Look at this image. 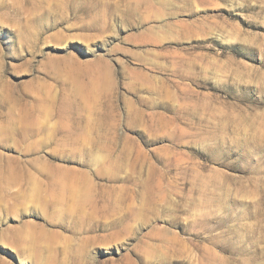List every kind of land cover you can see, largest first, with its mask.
Wrapping results in <instances>:
<instances>
[{"label":"rangeland","instance_id":"374dc122","mask_svg":"<svg viewBox=\"0 0 264 264\" xmlns=\"http://www.w3.org/2000/svg\"><path fill=\"white\" fill-rule=\"evenodd\" d=\"M0 264H264V0H0Z\"/></svg>","mask_w":264,"mask_h":264}]
</instances>
